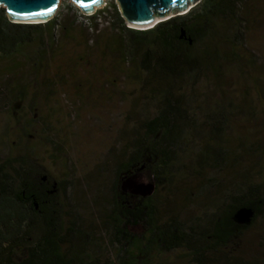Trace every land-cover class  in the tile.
Instances as JSON below:
<instances>
[{
  "label": "trees",
  "instance_id": "trees-1",
  "mask_svg": "<svg viewBox=\"0 0 264 264\" xmlns=\"http://www.w3.org/2000/svg\"><path fill=\"white\" fill-rule=\"evenodd\" d=\"M262 29L264 0H201L145 30L114 0L85 22L69 6L18 24L0 7V108L21 124L0 154V264H264V55L253 46ZM79 30L73 63L93 58L106 73L108 60L136 93L120 147L81 178L68 157L56 175L23 143L52 145L56 166L66 155L54 112L40 114L37 101L66 82L73 68L52 76L51 63L63 40L81 45ZM139 171L153 185L146 195L126 185ZM242 210L249 223L235 220Z\"/></svg>",
  "mask_w": 264,
  "mask_h": 264
},
{
  "label": "rangeland",
  "instance_id": "rangeland-1",
  "mask_svg": "<svg viewBox=\"0 0 264 264\" xmlns=\"http://www.w3.org/2000/svg\"><path fill=\"white\" fill-rule=\"evenodd\" d=\"M110 1L105 0V5L99 9L107 6ZM69 6L74 7L76 17L79 21L84 22L99 10L97 9L93 14H85L74 5L72 0H60L57 13H65ZM76 36L81 45H78L75 41H70V39L63 40L61 45L64 46V53L58 54L51 63L50 74L52 76L59 71L60 67H62V71H65L67 67L73 68L66 77V82L56 84V93L51 95L49 100L46 99L47 92L42 90L43 92L39 94V100L37 101L40 114L48 115L51 111L54 112L53 123L58 130L57 139L59 142L64 143L66 155L60 157L59 160H55L58 162L56 166L54 160L49 157L51 152L55 153L52 145L42 142L37 137H30L27 139L28 142L24 140L23 143L35 145L42 163L47 169L54 171L56 175H60L61 172L64 173L65 168L61 162L68 157L74 169L73 173L81 178L89 170L101 167L105 162L108 151H112L114 147L116 150L120 147L118 138L121 135L125 116L131 108L136 93L133 92L130 80L124 74L113 69L108 60L103 63L108 72L105 73L93 68L95 60L90 57L95 56L96 51H91L90 55L92 56L89 57V63L85 68L84 65L77 66L74 64L73 60L77 55L82 54V49L85 46V36L80 33V30L76 33ZM92 39L96 40L95 37ZM254 39L253 46L255 50L264 55V29L258 31ZM76 83L82 85L81 90H76ZM30 91L33 93L34 89L31 88ZM23 105L21 103L19 106H15L16 110L19 111L18 117L21 114L23 115L20 110ZM25 109L28 110L27 107ZM21 122H26L25 117ZM20 130L21 124L10 118L6 107L5 109L0 108L1 155L7 154L11 151L10 149L13 150L12 147L18 141ZM35 131H39V128ZM150 181L148 173L139 171L133 177L127 179L126 185L130 188V191L133 189L139 194L146 195L153 188L149 187L152 185ZM80 208L86 209L89 206L84 205ZM141 229L138 226L134 227L133 231L139 233L142 231ZM251 247L254 248L255 244L252 243Z\"/></svg>",
  "mask_w": 264,
  "mask_h": 264
},
{
  "label": "water",
  "instance_id": "water-1",
  "mask_svg": "<svg viewBox=\"0 0 264 264\" xmlns=\"http://www.w3.org/2000/svg\"><path fill=\"white\" fill-rule=\"evenodd\" d=\"M59 1L0 0V7L6 10L8 18L13 23L43 24L54 18ZM72 2L85 14H93L105 5V0H72ZM115 2L129 27L145 30L172 17L186 14L201 0H115ZM251 216V211L242 210L236 214L235 220L239 223H249Z\"/></svg>",
  "mask_w": 264,
  "mask_h": 264
}]
</instances>
